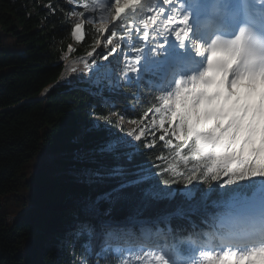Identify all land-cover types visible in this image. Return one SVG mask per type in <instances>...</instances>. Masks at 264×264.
Returning a JSON list of instances; mask_svg holds the SVG:
<instances>
[{"label": "trees", "instance_id": "trees-1", "mask_svg": "<svg viewBox=\"0 0 264 264\" xmlns=\"http://www.w3.org/2000/svg\"><path fill=\"white\" fill-rule=\"evenodd\" d=\"M70 11L66 0H0V264H73L77 256L71 245L73 237L54 232L48 246L47 236L40 232L44 225L55 227L65 215L75 212L53 206L67 203L70 197L100 199L103 209L113 216H147L179 209L184 215L173 218V226L178 228L187 224L188 218H213L237 192L247 195L264 183L261 177L232 185L224 183L226 178L208 185L194 182L192 187L198 193L209 195L204 200L197 196L191 202L182 197L181 185L166 187L177 193L172 199L145 197L146 186L114 191L135 179L132 173L137 164L153 171L157 170L154 166L171 163L181 171L184 166L174 150L158 138L150 139L152 148H145L142 141L131 162L123 155L128 149L117 154L100 151L102 140L117 130L110 112L123 111L128 120L141 121L149 105L160 102L157 85L156 91H151L143 83L131 82L112 92L104 85L91 87L86 79L74 83L62 80L39 98L45 86L60 78L66 57L96 46L100 28L94 23H84L83 39L73 41L75 22ZM135 39L141 44L142 33ZM94 114L101 118L100 129L95 127ZM51 152L60 154L55 159L63 168L59 175L53 172ZM161 156L167 159L161 161ZM116 165L124 168L123 174H110ZM88 229H80L76 253L82 251L81 241L89 240ZM39 245L42 251L34 263ZM87 264L121 261L110 252L104 258L87 256Z\"/></svg>", "mask_w": 264, "mask_h": 264}, {"label": "snow or ice", "instance_id": "snow-or-ice-1", "mask_svg": "<svg viewBox=\"0 0 264 264\" xmlns=\"http://www.w3.org/2000/svg\"><path fill=\"white\" fill-rule=\"evenodd\" d=\"M261 3L264 4V0ZM87 8L89 4L84 3L83 9ZM204 8L201 0H189L188 3L183 0H158L155 7L152 4L144 5L141 0H131L127 4L124 0H114L113 14L108 19L114 18L117 23H122V16L129 13L146 11L140 31L148 47L135 48L134 63L128 65L138 83L142 82L151 91H156V85L164 83L168 78L174 83V90L163 89L167 98L165 95L158 97L163 107L149 105L151 112L146 110L142 114L141 122L146 124L151 118L155 127H142L139 134L134 135L133 131L126 136L134 135L135 142H142L146 131L163 129L152 140L158 138L172 148L184 166L181 171L176 163H171L154 166L157 170L153 171L142 163L137 164V170L132 173L135 179L120 184L114 191L129 186H146L143 189L145 197L172 199L177 193L165 190L166 187L181 185L188 188L181 193L182 197L191 202L197 196L204 200L209 195L207 192L198 193L192 187L194 182L208 185L226 178L224 183L232 185L250 178H264V28L259 31L253 29L244 22L246 16L233 14L226 17L221 13L209 22L210 25L224 29L236 27L237 32L228 39L217 34L206 47L205 43L200 42L196 31ZM72 14L86 18L83 10L73 11ZM150 21L158 26L163 25L161 31L153 27L152 32L156 33V38L151 40L148 30ZM83 29V23L73 25L72 37L81 41ZM99 32L107 33V42L112 44L115 32L107 27H101ZM173 36L174 39L170 40L169 37ZM209 50L210 54L205 56ZM112 51L114 53L116 49ZM196 57L204 59L201 62ZM245 88L247 92L243 91ZM119 119L123 123L122 115ZM132 123L137 121L133 119ZM166 123L173 126L167 129ZM95 127L100 129L98 123ZM165 132L168 133L167 137ZM143 146L152 148L153 143L149 141ZM124 149L128 150L123 151V155L131 162L139 154L140 145L125 136L117 137L109 133L100 146V151L109 154H117ZM159 159L163 161L167 157L161 156ZM123 172L124 168L116 165L110 174L121 175ZM256 191H251V194L255 195ZM259 191L264 192V186ZM244 201V193L237 192L236 202L223 213L226 222L237 226H258L264 238V199L259 202V212L248 210ZM177 214H181L179 209ZM168 230L172 231L170 225ZM87 231L90 238L82 245L85 257L95 251L91 230ZM150 232L151 229L141 228V235L145 237ZM75 235L78 237L80 232ZM131 236H134L131 229L108 232L99 245L97 257L108 252L115 255L122 245L112 244L111 241H126ZM186 239L192 240L191 237ZM192 242L195 243V240ZM147 254L154 256L151 264H172L163 252L149 250ZM176 255L184 257L187 251L178 248ZM200 256V264H264V239L261 246L251 247L244 252L222 250L215 253L201 252ZM81 264H87V259H82ZM121 264H127V261L121 260ZM192 264L197 262L193 261Z\"/></svg>", "mask_w": 264, "mask_h": 264}, {"label": "rangeland", "instance_id": "rangeland-1", "mask_svg": "<svg viewBox=\"0 0 264 264\" xmlns=\"http://www.w3.org/2000/svg\"><path fill=\"white\" fill-rule=\"evenodd\" d=\"M66 1L70 4L71 11H70L69 15H70L71 19L75 22V24L76 23H83V24L84 23H94L96 26H98L99 28H101V27L107 26L110 23V21H111L108 18H109V16H111L113 14V11L112 10H113V7H114V0H88V1H85V2H82V3H79L76 0H66ZM152 1H154V3H155L157 0H152ZM84 3H88L89 4V8L83 9V4ZM108 7H109V9H108ZM93 8L95 9V12H93ZM80 10H83L86 13V18L79 17L77 15L72 14L73 11H80ZM101 17H103V20H101ZM129 35L126 37L127 39L125 41H127L129 44H132V40L130 39V36ZM73 41L76 42L77 40H75L73 38ZM103 42L105 43L103 45V48H100L99 45L97 44L96 48L92 51L94 53V55L99 56V58H101V60L104 59L105 55L107 54V53H105L106 52V49L104 48V46L106 47V44L108 45L107 39L106 38L103 39ZM104 53H105V55H104ZM80 61H81V59L78 60V62H80ZM127 78H128V74H126V76H125V79L126 80H127ZM88 81H89V84H90L91 87H97L98 84H99V80H97V79L89 78ZM117 83L120 84V82H117ZM117 90H119V88H117ZM162 107H163V104H162ZM109 115L111 117H114L115 118V121L117 123V130L114 131V134L117 137L125 136L127 139H130L134 143L137 144V142L134 141V135L137 134L136 129L139 126H142V127L145 128V125L146 124L145 123H142V122H138V121H137V123L133 124L132 123V120L126 119L123 111H111ZM121 115L123 116V123H121L120 122V119H119V117ZM93 119H94V122L95 123H99L101 121V118L98 115H96V114L93 115ZM147 122H148L147 123L148 128L155 127L154 125H152V123H150L151 122V118ZM172 126L173 125H171V127ZM133 131H134V135L133 136H131V137H127L126 136L127 133H131ZM157 131H164V130L157 128ZM155 132H156V130H155ZM155 132H150L149 133V136H153ZM165 133H167V132H165ZM59 155L60 154H58L56 152H51V154H50V159L53 162V172L55 173V175H59V174L63 173L62 166L55 161V159ZM187 190H188V188H185L183 191H187ZM263 196H264V192L259 193V195H257L254 198V200L256 202H258V201H260V199L263 198ZM103 197H106V195L102 196V198ZM254 200L251 199L250 201H247L244 205H250V204L254 203ZM65 204H63V205H65ZM59 205L60 204L53 205V206L55 207V206H59ZM49 207H51V206H49ZM46 209H47V207H46ZM64 210H67V209L64 208ZM66 218L69 219L70 217H67L65 215L64 216V219L62 221H60L59 223H57L55 225V227H52V229H54V228L60 229L61 227L65 226ZM44 226L45 227L40 230L41 233H44L45 231H47V229L49 227L47 225H44ZM73 243H74V239L71 242L72 248H73ZM84 243H85V241L83 240L81 242V244H84ZM37 247H38V250H37L36 256L34 257V263L35 262L38 263L39 257H40L39 254L41 253V247H40V245L37 246ZM99 251H100V249L97 250V252H99ZM128 251L131 252L132 250L131 249H128ZM176 251H177L176 247H173V246H169L168 245L167 246V249L163 250V253L165 255H168L172 259V258H174V256H177L176 255ZM97 252L96 251H93L92 254L93 255L95 254V256L97 257V255H96ZM140 253H141V250H134L133 253H131V255L128 256V253L127 252L124 251L123 253H121V250H120L118 253H116V255H118L121 258V260H126L127 261V264H138V261H139V264H142V259L139 256ZM105 255H106V253H101L100 258H103ZM78 258L79 259H78V262H76V264H81V260L82 259H85V258L87 259V257H85V253L84 254L82 253L80 256H78ZM183 264H187V263L185 262Z\"/></svg>", "mask_w": 264, "mask_h": 264}, {"label": "bare ground", "instance_id": "bare-ground-1", "mask_svg": "<svg viewBox=\"0 0 264 264\" xmlns=\"http://www.w3.org/2000/svg\"><path fill=\"white\" fill-rule=\"evenodd\" d=\"M78 60H79V58H71V59H69L68 61H67V68H69L70 66H76L77 64H78ZM99 211H103V212H106V213H104V215H102V217H106V218H101V222H104L105 221V219H107V220H110V214H109V212H107V211H105V210H99ZM98 211V212H99ZM110 221H112V220H110ZM103 228H106L105 226H103ZM106 232L105 231H102L101 233H100V236H101V241L103 240V238L106 236Z\"/></svg>", "mask_w": 264, "mask_h": 264}, {"label": "water", "instance_id": "water-1", "mask_svg": "<svg viewBox=\"0 0 264 264\" xmlns=\"http://www.w3.org/2000/svg\"><path fill=\"white\" fill-rule=\"evenodd\" d=\"M62 206H63V205H59V206H56V207H58L59 209H61V208H63Z\"/></svg>", "mask_w": 264, "mask_h": 264}]
</instances>
